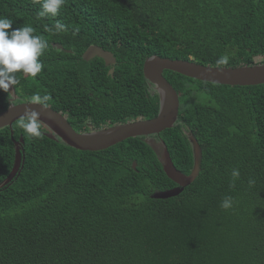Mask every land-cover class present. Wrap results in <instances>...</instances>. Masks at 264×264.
I'll use <instances>...</instances> for the list:
<instances>
[{"label":"trees","instance_id":"16d2710c","mask_svg":"<svg viewBox=\"0 0 264 264\" xmlns=\"http://www.w3.org/2000/svg\"><path fill=\"white\" fill-rule=\"evenodd\" d=\"M41 6L0 0V18L13 29L33 27L48 43L36 77L16 74L17 102L46 96L78 131L89 121L98 130L158 114L159 94L143 73L152 55L264 63V0H64L56 17H40ZM93 44L114 52L113 76L102 58H82ZM222 57L227 63L218 64ZM164 76L180 111L157 136L185 174L194 163L185 131L196 136L197 178L176 196L153 198L177 184L144 136L78 150L46 136L38 120L41 137L26 134L21 118L0 129V183L13 168L15 141L24 140L23 168L0 188V264H264V84ZM10 98L0 90V111Z\"/></svg>","mask_w":264,"mask_h":264},{"label":"water","instance_id":"95a60500","mask_svg":"<svg viewBox=\"0 0 264 264\" xmlns=\"http://www.w3.org/2000/svg\"><path fill=\"white\" fill-rule=\"evenodd\" d=\"M57 46L61 47V45ZM94 56L103 58L106 64L114 65L116 63L114 54L100 45H90L82 55L85 60H89ZM165 70H171L190 78L217 84L232 86L264 84V63L235 67L214 66L205 65L190 59H173L152 55L148 57L143 64L145 78L150 85L154 86L160 97L159 112L152 118H138L111 125L106 128L82 132L76 130L71 125L65 114L55 110L50 105L43 107L38 104H31L32 100L17 102L20 97L16 92L15 86H12L9 90L11 95L10 104L14 105V107L10 108V106H8L3 111H0V129L7 126L12 128L15 121L28 117L25 110L30 107L37 113V120L47 127L48 130L44 132L46 136L52 139L59 138L64 143L78 150H103L128 138L144 136L146 142H148L152 148L154 147L153 149L157 152L166 175L177 184L166 190L155 191L151 194V197L165 199L176 196L200 174L203 153L202 147L196 136L191 131H188L187 135L192 146L194 163L191 172L185 174L175 166L164 141H161L163 146L161 151H158L155 146L148 141L149 136L158 135L163 130L174 127L179 117L180 95L171 82L164 76ZM109 72L113 73L114 67H111ZM23 142V138H20V141H15L16 153L14 165L7 178L0 183V188L10 183L23 168ZM133 167H136L135 161L133 162Z\"/></svg>","mask_w":264,"mask_h":264},{"label":"clouds","instance_id":"9594fccd","mask_svg":"<svg viewBox=\"0 0 264 264\" xmlns=\"http://www.w3.org/2000/svg\"><path fill=\"white\" fill-rule=\"evenodd\" d=\"M33 3H41V0H33ZM64 0H42L40 17H56ZM13 22L7 18H0V90L8 92L17 83L16 74L24 73L31 77H36L42 71L43 65L39 57L43 55L48 47L46 40L33 35L34 29L31 26L12 28ZM56 30L61 31L64 25L57 21ZM218 64L227 63V57H222ZM48 97L41 98L39 95L32 97L31 104H38L46 107ZM10 108L14 105L10 104ZM28 119L22 120L20 126L23 131L32 137H41L40 124L37 121V113L32 108H26ZM232 176L238 179L240 176L238 169H233ZM250 185H254V180H249ZM221 207L228 209L232 207V198L226 197L221 202Z\"/></svg>","mask_w":264,"mask_h":264},{"label":"flooded vegetation","instance_id":"af4514ba","mask_svg":"<svg viewBox=\"0 0 264 264\" xmlns=\"http://www.w3.org/2000/svg\"><path fill=\"white\" fill-rule=\"evenodd\" d=\"M108 50V49H107ZM109 51H111V50H109ZM112 52V51H111ZM84 53V52H83ZM83 53H82V55H83ZM113 54H114V52H112ZM115 56V55H114ZM83 58V57H82ZM95 58H101V57H98V56H94V57H92V58H90L89 60H86V61H90V60H94ZM116 58V57H115ZM103 59V58H102ZM85 60V59H84ZM104 60V59H103ZM104 63H105V60H104ZM116 63H117V58H116ZM116 63L114 64V65H112V64H106L105 63V65L108 67V73L109 74H111L112 76H113V74H114V72L113 73H110L109 72V70L111 69V67H114V70H115V65H116ZM151 86V89H152V91L154 92V91H156L155 90V88H154V86L153 85H150ZM62 112V111H61ZM63 113V112H62ZM63 114H65V113H63ZM66 116H67V118H68V115L67 114H65ZM70 122V121H69ZM71 125H72V123H71ZM73 126V125H72ZM74 127V126H73ZM87 127H88V130H86V131H82V132H88V131H93V130H95L94 129V126L92 125V123L89 121V122H87ZM107 127H109V126H107ZM75 128V127H74ZM102 128H106V127H102ZM102 128H99V129H102ZM77 130V129H76ZM186 132V134H187V131H185ZM151 136H156V137H158L157 135H151ZM151 136H149V137H151ZM188 136V135H187ZM159 138V137H158ZM160 139V138H159ZM161 141V140H160Z\"/></svg>","mask_w":264,"mask_h":264},{"label":"rangeland","instance_id":"374dc122","mask_svg":"<svg viewBox=\"0 0 264 264\" xmlns=\"http://www.w3.org/2000/svg\"><path fill=\"white\" fill-rule=\"evenodd\" d=\"M257 59L259 60V58H257ZM148 141H150V143L153 144L158 151L162 150V147H163L162 142L160 141V139L158 137H156V136L155 137L154 136L148 137Z\"/></svg>","mask_w":264,"mask_h":264}]
</instances>
